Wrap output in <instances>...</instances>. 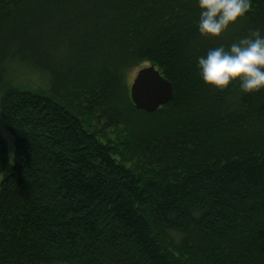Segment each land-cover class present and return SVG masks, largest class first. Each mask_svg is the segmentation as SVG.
<instances>
[{"label":"trees","instance_id":"16d2710c","mask_svg":"<svg viewBox=\"0 0 264 264\" xmlns=\"http://www.w3.org/2000/svg\"><path fill=\"white\" fill-rule=\"evenodd\" d=\"M196 0H0V264H264V89L205 85ZM153 64L173 96L130 100ZM7 148L0 133V172Z\"/></svg>","mask_w":264,"mask_h":264},{"label":"clouds","instance_id":"9594fccd","mask_svg":"<svg viewBox=\"0 0 264 264\" xmlns=\"http://www.w3.org/2000/svg\"><path fill=\"white\" fill-rule=\"evenodd\" d=\"M199 16L197 32L216 38L242 18L251 8V0H196ZM198 74L205 85L224 90L239 82L242 93L264 89V35L259 28L233 41L209 48L197 57Z\"/></svg>","mask_w":264,"mask_h":264},{"label":"water","instance_id":"95a60500","mask_svg":"<svg viewBox=\"0 0 264 264\" xmlns=\"http://www.w3.org/2000/svg\"><path fill=\"white\" fill-rule=\"evenodd\" d=\"M133 105L145 111H154L173 96V88L153 64L139 68L129 87Z\"/></svg>","mask_w":264,"mask_h":264},{"label":"rangeland","instance_id":"374dc122","mask_svg":"<svg viewBox=\"0 0 264 264\" xmlns=\"http://www.w3.org/2000/svg\"><path fill=\"white\" fill-rule=\"evenodd\" d=\"M136 70H134L131 74V79L135 76ZM0 133L5 140L6 148H7V162L0 172V180L6 174H8L12 170V157H13V137L12 135L6 130L2 120L0 119Z\"/></svg>","mask_w":264,"mask_h":264}]
</instances>
